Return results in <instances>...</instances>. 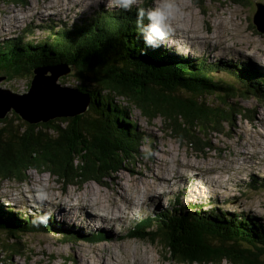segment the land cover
Instances as JSON below:
<instances>
[{
	"label": "rangeland",
	"instance_id": "374dc122",
	"mask_svg": "<svg viewBox=\"0 0 264 264\" xmlns=\"http://www.w3.org/2000/svg\"><path fill=\"white\" fill-rule=\"evenodd\" d=\"M257 1L241 0L238 4L231 0H220V2L205 0L196 4L193 0H18L16 2L0 0V41L22 35V41L25 39L24 42L30 41L44 49V44L50 43L54 37L62 41L65 34L59 37L57 29H69L79 25L80 19H90L92 15L91 25L96 24L102 27L104 23L100 21L105 18L108 23L106 28L114 30L118 26V21L105 11L117 9L122 4L131 5L140 12L141 17L144 15L142 8L144 11L152 12V15H149L151 32L154 26L151 21L153 16L157 18L160 16V21L163 20L164 26L176 27L170 32L163 28L164 30L161 29L158 34L155 33L154 37L153 34L152 37H149L143 32L140 25L132 20L131 22L144 39L143 44L138 46L140 51L158 46L162 51H172L183 62L190 61V57L193 59L206 58L209 65H217L221 69L213 72L215 77H222L227 81H233V79L223 70L224 67L219 62L220 60H231L233 63H241L243 67L249 65L256 68L262 73L261 77L264 79V31L255 28L256 24L252 18L256 11L255 3ZM98 12L104 13L98 14ZM15 17H23V19L20 23H15ZM169 21L173 24H167ZM9 24L10 26L7 27ZM188 33L192 36H202L203 39L189 41ZM60 41L57 43L60 44ZM57 43L52 44V49L58 54L60 49ZM225 43L228 46H225ZM54 45L56 46L54 47ZM246 58L251 60L246 61ZM33 59L35 58L33 57ZM27 60L30 58L27 57ZM28 63L33 62L28 61ZM53 64H62V66L71 68L64 61ZM234 71L237 73V70ZM0 77L3 78L0 81L2 87L17 92L27 90L26 86L31 78V76L26 78L16 75L7 80L6 75H0ZM58 79L61 80V77ZM63 81H67V85H74L69 74L62 76ZM118 84L121 85L120 78ZM101 91L103 92L101 94L106 92L104 89ZM110 94V101L113 104L127 105L128 116H131L132 121L136 123L138 131L143 133L144 138L141 141H144L138 148L136 161L133 165H127L125 169H121L111 177L104 178V184L89 179L79 186L68 184L64 189L61 187L62 193L53 189L54 195L57 192L60 193V198L55 201L39 199L40 193H37L39 191L37 189L29 194L19 190V188L27 186L29 177L42 178L44 184H54L59 188L58 186L62 185L61 182L47 170L38 171V169L28 168L20 180L11 176L0 178V221L2 222V224L0 223V264H103L101 262L103 258L104 261L108 259L114 264H177L174 261L166 260L167 255L159 242L151 243L148 240L129 237L127 232L131 225L140 218L153 213H165L166 210L179 207L178 203L183 208L185 207L183 209L185 212H216L218 209H223L241 216L248 214L251 217H257L256 219L264 224V186L251 185L253 182L256 185L257 182H264L263 98L241 90L237 92L229 90L221 98L223 105L225 107L248 108L251 118L254 120H243L238 114L235 115L234 124L227 133L204 135V139L211 142L214 149L209 146L200 153L165 133L160 117L147 120L137 108H132L127 104L124 96ZM207 98L211 102L216 101L213 95H209ZM99 101L102 105L96 106L97 108L103 110L106 106L110 112L113 111L111 105L104 103L97 96L96 103ZM91 102L92 100L89 99L88 104ZM209 107V110L214 109L212 106ZM219 108L218 111L221 113V109L224 108ZM87 109L85 110L87 111ZM96 110L100 112L99 109ZM8 113L5 116L8 119L12 120L18 117L15 122L19 124L24 122L16 113ZM232 115L234 113H228V116ZM59 118H54L51 122L58 123ZM120 119L125 120L122 116ZM222 125L223 129L227 128L225 122H222ZM247 154L250 155L248 156L250 158H244L247 161L239 159ZM251 159L252 161H250ZM185 160L191 163L203 161L207 163V166L199 167L200 170H197L199 168L185 167L181 163ZM158 162H163L166 168L173 167L175 170H169V174L167 171L159 173ZM197 164L204 166L200 163ZM192 171L195 173L191 175ZM215 172L219 174L218 177L213 176ZM223 172L225 173L222 177ZM180 176H182L181 179H179ZM132 180L136 181L131 182ZM137 181L141 187H144L146 181L151 182L153 191L151 193L141 191L138 196L133 195L128 185L136 186ZM193 183L198 184L200 188H193ZM210 187H214L215 190H211ZM110 188H113L114 191ZM82 189L83 191L98 189L103 208L83 204H77V207L82 210L87 208L90 214H94L95 210L91 207H95L104 214L114 217L116 224L113 226L112 233L105 232L96 224L81 226L73 222L69 225L71 221H65L62 216H58L53 209H50V204H76L75 201L69 200V197H73L70 193H79ZM127 192L131 199L132 196H135L134 199H138L129 202L126 199ZM31 194H34L36 199L30 197ZM155 194L158 195V198H151ZM20 196H26L22 201L20 200L22 203L13 199L14 197L20 199ZM142 198L149 200L144 202ZM43 200L50 204L46 203V207L39 205L45 203ZM112 200L116 201L118 211L112 205L107 211L109 202ZM133 201L134 207L131 205ZM117 213L120 215H116ZM20 216L28 218L23 223L27 229L20 231L15 236L19 231L14 232L10 225L12 223L20 227L22 221L19 223L16 221ZM39 218H43L44 221ZM61 233H64L63 238ZM92 233L95 235L106 233L109 236L112 234V238L108 241L103 238H99L101 240L98 238L83 239L85 235H92ZM11 241H17L19 244H11L12 247H10ZM10 248L13 251H10ZM92 252H97L98 255L84 258V255L89 256ZM10 253L12 254L10 255ZM100 253L101 255H99ZM262 263H264V256ZM221 264L228 263L223 260Z\"/></svg>",
	"mask_w": 264,
	"mask_h": 264
},
{
	"label": "trees",
	"instance_id": "16d2710c",
	"mask_svg": "<svg viewBox=\"0 0 264 264\" xmlns=\"http://www.w3.org/2000/svg\"><path fill=\"white\" fill-rule=\"evenodd\" d=\"M193 1L199 4L205 0ZM135 11L131 5L124 4L116 11L114 8L105 11L118 21L114 30L106 28L105 18L100 21L104 26L91 25L93 15L90 19H80L79 25L69 29H57L59 37L65 34L62 41L55 37L52 40L60 41L58 54L52 49L55 43L51 40L44 44V49L30 41L24 42L25 39L22 41V35L0 41V75H6L7 80L16 75L29 77L35 66L64 61L71 66L69 75L73 86L87 92L92 100L85 113L60 117L58 123L51 119L19 124L15 122L18 117L0 120L1 179L11 176L20 180L28 168L47 170L64 189L68 184L79 186L89 179L104 184V178L133 165L144 136L128 116L127 105L120 106L115 99L116 104H113L110 93L124 96L127 104L137 108L147 120L160 117L165 133L200 153L212 146L204 135L227 133L234 124L235 115L243 120H254L248 108L225 107L221 98L229 90H241L264 99V79L259 70L231 60H220L223 70L233 79L227 81L215 77L213 72L221 69L209 65L206 58L190 57V61L183 62L172 51H162L158 46L140 51L138 46L144 39L131 21L138 23L147 36L151 35L147 14L140 17V12ZM101 13L104 12H98ZM102 89L106 90L105 95L101 94ZM209 95L216 101H209ZM97 96L111 105L113 111L104 105L103 110L97 108L102 105L100 101L96 103ZM209 106L214 109L209 110ZM219 107L224 108L221 113ZM228 113L234 115L228 116ZM222 122L226 123V129ZM263 183L257 182L254 186H264ZM178 206L165 213L140 218L128 229V236L159 242L167 255L166 260L177 264H221L223 260L228 264H264V224L257 217L223 209L220 212H185V207L180 203ZM27 220L20 216L16 220L17 223L22 221L20 227L11 223L12 230L19 231L15 236L27 229L23 226ZM45 222L47 224V219ZM84 238L106 239L100 233ZM16 243L11 241L9 246Z\"/></svg>",
	"mask_w": 264,
	"mask_h": 264
},
{
	"label": "water",
	"instance_id": "95a60500",
	"mask_svg": "<svg viewBox=\"0 0 264 264\" xmlns=\"http://www.w3.org/2000/svg\"><path fill=\"white\" fill-rule=\"evenodd\" d=\"M255 7L252 17L255 28L264 31V5L256 2ZM69 72L70 68L62 64L38 65L32 69L27 90L17 92L0 85V119L8 112H14L22 120L33 124L84 112L91 99L89 94L84 92L85 99L83 92L75 86L59 84L58 78ZM2 79L0 77V81Z\"/></svg>",
	"mask_w": 264,
	"mask_h": 264
},
{
	"label": "bare ground",
	"instance_id": "6f19581e",
	"mask_svg": "<svg viewBox=\"0 0 264 264\" xmlns=\"http://www.w3.org/2000/svg\"><path fill=\"white\" fill-rule=\"evenodd\" d=\"M76 1H81V0H76ZM84 1V0H83ZM115 11L117 10V9H114ZM135 12H138V11H135ZM148 12V13H147ZM143 13H144V15H145V13L147 14V17H148V26H149V33H150V35H151V37H152V34H153V37L156 35V34H158L159 33V31L162 29V30H164L163 28H165V29H167V31H169L170 32V30L171 29H174V28H176V27H172V26H168V25H166V26H164L163 25V20H161L160 21V16H159V14H158V16H159V18H157L156 16H153V18L151 19V21L154 23V26L152 27V32H151V30H150V23H149V15H152V12L150 13V11H143ZM139 14V13H138ZM132 15V14H131ZM143 15V16H144ZM140 16V15H139ZM141 17V16H140ZM16 18V21H15V23H20L21 21H22V19H23V17L22 18H19V17H15ZM155 19H156V21H155ZM160 22L162 23V25L160 24ZM14 24V23H13ZM167 24H173L171 21H169V22H167ZM10 26V24L7 26V27H9ZM32 27V26H31ZM39 27V26H38ZM156 33V34H155ZM18 34V33H17ZM30 34V33H29ZM189 34V33H188ZM187 34V38H188V40L190 41V40H200V39H203V37L202 36H192V35H188ZM29 37V36H28ZM177 37V36H176ZM156 39V38H155ZM176 41H178V39H176ZM170 42V41H169ZM225 46H228V44H226L225 43ZM224 49V48H223ZM222 49V50H223ZM165 54H167L166 52H164ZM174 55V54H173ZM169 55L167 54V57H168ZM246 61L247 60H251V59H245ZM245 64L247 65V63L245 62ZM70 72H71V68H70ZM70 72L68 73V74H70ZM67 74V75H68ZM58 81H59V79H58ZM62 76H61V80L59 81V84H61L62 85ZM76 87V86H75ZM77 88V87H76ZM78 89V88H77ZM79 90V89H78ZM80 92H81V90H80ZM82 93V92H81ZM83 97L85 98L86 96H84V92H83ZM86 99V98H85ZM83 113V112H82ZM81 114V113H80ZM141 144H142V142H141ZM239 155V154H238ZM248 156H250L249 154H247L246 156H243V158H239V159H241L242 161H247V159H245L244 160V158H250V157H248ZM257 156V155H256ZM262 156V155H261ZM264 158V157H263ZM250 161H252V159L250 160ZM262 161H263V159H262ZM181 163H182V165H185V167H191V168H199V167H205V166H207V163L206 162H203V161H201V162H194V163H191V162H189V161H187V160H185V161H181ZM197 163H200V164H202V165H204V166H198V164ZM249 165H250V163H249ZM253 166V165H252ZM157 167H158V172L159 173H164V172H168V174L170 173L169 172V170H175L173 167H169V168H166L165 167V163H163V162H158L157 163ZM184 167V168H185ZM187 169V168H186ZM185 169V170H186ZM232 169V168H231ZM197 170H200V168L199 169H197ZM195 172H191V175L192 174H194ZM224 173L225 172H223L222 173V177H223V175H224ZM172 175H174V174H172ZM213 176H215V177H218L219 176V174L217 173V172H215V174H213ZM237 177V176H236ZM253 177V176H252ZM182 178V176H180L179 177V179H181ZM249 179V178H248ZM247 179V180H248ZM253 179V178H252ZM42 178H39V179H35V178H28V180H27V186L26 187H23V188H19V190H22L25 194H29V192H32L34 189H37V190H39V191H37V193H40V195H39V199H41V198H45L46 200H49V201H55L57 198H60L59 196H60V193L59 192H57V194L56 195H54V191H52L53 189H55V190H59L61 193H62V185H60V186H58L59 188H57V186L56 185H54V184H52V185H46V184H44L43 182H42ZM228 180V179H227ZM230 180V179H229ZM134 181H136V180H132L131 182H134ZM226 181V180H225ZM224 182V181H223ZM189 183V182H188ZM188 183H187V185H188ZM228 184V183H227ZM230 184V183H229ZM137 186V187H136ZM136 186H131L130 184L128 185V188L129 189H131L132 190V192H133V195H135V196H138L140 193L139 192H146V193H151L153 190H152V185H151V182H145V185H144V187H141V186H139L138 185V181H137V184H136ZM192 186H193V188L194 187H197V188H200V186H198V184H192ZM208 186V185H207ZM225 186V185H224ZM255 188V187H254ZM110 189H112L113 190V188H110ZM210 189L212 190H215V188L214 187H210ZM98 189H96L95 191H83V189H82V191L81 192H79V193H77V192H71L70 193V195H72L73 197H74V195H75V197L73 198H70L69 197V200L70 201H75L74 203H76V204H60V205H57V204H55V205H53V204H50L49 202H47V201H45V200H43V202H45V203H43V204H39V205H43L44 207H46V203H49L50 205H51V207H50V209H53L54 210V213L55 214H57L58 216L60 215V216H62L64 219H65V221L66 220H68V221H71L70 223H69V225H71V223H73V222H76L77 224H79V225H81V226H83V225H94V224H96V225H98L99 227H101L105 232H108V233H112V230H113V226H114V224H116V219L114 218V217H111V216H109V215H106V214H104L102 211H100V210H98L97 208H95V207H91L92 209H94L95 211H94V214H90L87 210V208L86 209H84V210H82V209H79L78 207H77V204L79 205V204H83V205H89V206H96V207H98V208H103V203H102V199L99 197V195H98V193H99V191H97ZM205 190V189H204ZM21 191V192H22ZM114 191V190H113ZM163 191V190H162ZM241 191V190H240ZM19 193V192H18ZM41 194H44V195H41ZM30 197H32L33 199L35 198L36 199V196H34V194H31V195H29ZM135 196H132L133 198L131 199V197H130V195H129V193L127 192V200L130 202V201H132V200H136V199H138V198H136V199H134V197ZM11 198L13 197V196H10ZM18 197V196H17ZM17 197H14L13 199H16V200H23L24 198H26V196H20V199L19 198H17ZM103 198H105V197H103ZM151 198H153V199H157L158 198V195L157 194H155V195H153ZM38 200V199H37ZM142 200H144V202L145 201H148L149 199H144V198H142ZM18 202V203H22V202ZM116 201L115 200H112L111 202H109V205H108V207H107V211H109V206L110 205H112L113 207H116L117 208V211H118V205L115 203ZM130 204L128 203V206H129ZM131 205H133V207H134V201L131 203ZM40 209H42V207H40ZM176 210V209H175ZM19 211V210H18ZM133 211V210H132ZM221 211V209H218L217 210V212H220ZM225 211H227V210H225ZM235 213V212H234ZM116 215H120V213H117ZM190 215V214H189ZM185 216V215H184ZM26 217V216H25ZM124 219V218H123ZM79 228V227H78ZM92 230V229H91ZM107 230V231H106ZM65 231V230H64ZM67 232V231H66ZM90 232V231H89ZM99 232V231H98ZM60 233V232H59ZM82 233V232H81ZM47 235V234H46ZM104 235H105V237H106V240L108 241L109 239H111L112 238V234H111V236H109V235H107L106 233H104ZM96 244V243H95ZM96 248H98V247H96ZM100 249V248H99ZM97 252H92L89 256H85L83 253V255H84V258H87V257H91V256H93V255H95ZM104 253V252H103ZM96 255H98V254H96ZM95 255V256H96ZM99 255H101V253L99 254ZM103 255V254H102ZM155 257V256H154ZM64 259V258H63ZM99 260V259H98ZM99 261H101V260H99ZM150 261H151V259H150ZM103 264H114V263H112L110 260H108V259H105V261H104V258H103V261H101Z\"/></svg>",
	"mask_w": 264,
	"mask_h": 264
}]
</instances>
